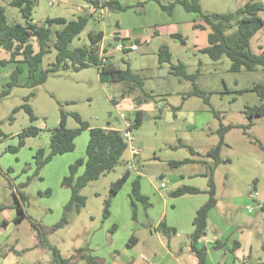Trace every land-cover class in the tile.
Returning <instances> with one entry per match:
<instances>
[{"label": "rangeland", "instance_id": "1", "mask_svg": "<svg viewBox=\"0 0 264 264\" xmlns=\"http://www.w3.org/2000/svg\"><path fill=\"white\" fill-rule=\"evenodd\" d=\"M117 1L128 8L104 11L93 8L86 0H37L34 4L32 17L39 25H43L46 18L74 19L89 7L92 16L70 46L87 44V34L91 30L103 31L101 46L110 50L108 58L122 69L129 64L132 71L142 75L144 84L142 90L137 88L122 97L123 83H103L96 65L74 70L68 61V67L50 74L43 84L35 87L25 84V71L19 78L20 83L0 98V205L14 204L16 186L18 193L25 196L26 214L22 221H13L0 234V263L53 264L50 245L63 257H71V264H87L77 255L80 248L98 257L101 264H193L195 256L189 246L190 233L184 230L185 225L189 228L190 224L188 220L184 223L183 205L168 206L167 218L179 219L181 224L178 234L170 232L167 235L153 223L162 211L161 199L153 188L149 187V204L145 206L132 196V177L112 196L110 184L130 162L129 170L134 178L139 175L140 180H150L156 187L161 181L156 177L164 173L168 190L160 189L162 195L179 200V197L168 195L174 184L169 175L205 171V163L212 162L205 154L218 142V128L222 123L233 126L224 134L220 150L222 160L213 171L217 203L208 212L203 236L206 234L204 238L211 240L222 233V240L227 243L214 249L207 244L205 264H261L264 262V209L260 208L264 204V115L246 114L247 107L260 104L259 97L249 87L263 80L261 67L255 71L233 72L226 56L212 60L200 52L199 49L207 44L210 29H194L192 24L200 17L180 4H175L168 13L157 0ZM158 1L168 4L172 0ZM247 1L250 0H200V6L205 13H224L235 11ZM0 5L5 7L9 23H23L16 7L9 5L7 0H0ZM259 15L264 17V11ZM58 28L59 24L51 26L48 41L51 49L43 56L39 69L54 61V32ZM171 33H179L180 38L171 37ZM116 35L120 37L118 41H114ZM30 41L37 50L35 38ZM120 42L125 45L136 42L138 48L111 51V46ZM162 44L171 52L169 63L158 62L157 52ZM251 44L254 52L264 47V25L253 36ZM1 56L6 57V52L2 51ZM178 61L185 64L188 73L196 74L194 83L208 102L201 96L188 94L193 90L190 79L172 73L170 65ZM15 65L14 62L0 65V91L9 81ZM32 90L34 94L28 96ZM24 103L30 106L34 120L29 119L22 107ZM16 107L18 109L13 111ZM61 109L68 114L66 127L69 129L79 127L71 112H77L90 126L120 129L125 119L133 122L136 112L142 111L141 122L129 130L130 145L138 153L132 157L127 143L119 164L82 188L85 206L79 212H70L66 225L41 237L32 221L44 228L56 223L63 211L62 193L69 192L61 185L62 162L59 159L53 157L38 175L34 174L33 155L38 148H42L44 154L49 153L50 134L59 125ZM30 128L37 133L25 136L16 152L9 151V146L18 145V134ZM82 134H88L87 130H82L78 139ZM185 145L191 146L197 155L191 156ZM186 157L197 160L177 167L167 163L169 159ZM11 169L21 176L17 179L13 175L18 174ZM27 176L29 181L19 185L18 180L26 181ZM181 181L202 189L207 187V177L200 174L185 176ZM249 190L254 196L249 195ZM107 198H110L109 215L104 218L103 206ZM247 207L251 208L250 212ZM3 218L6 215L2 210L0 221ZM231 239L241 242L237 255L231 250Z\"/></svg>", "mask_w": 264, "mask_h": 264}, {"label": "trees", "instance_id": "2", "mask_svg": "<svg viewBox=\"0 0 264 264\" xmlns=\"http://www.w3.org/2000/svg\"><path fill=\"white\" fill-rule=\"evenodd\" d=\"M37 0H7V3L16 7L23 23H9L7 21L5 7L0 5V65L14 62L16 65L10 73V79L6 82L0 91V98L9 94L12 86L18 85L19 78L25 69L27 79L25 84L31 87L43 84L50 74H53L61 68L68 67L67 62L71 63L74 70H78L89 65H96L98 68L99 80L103 83H123L124 88L121 91L123 97L127 93L143 88V77L140 73L132 71L129 64L124 69L114 64L110 57H106L104 63L100 62L99 54L104 33L101 30H91L87 34L88 43L82 46L71 47L72 41L83 31L88 19L92 16V11H86L79 14L74 19L67 20L64 17L46 18L43 25L34 22L32 11ZM92 4L95 9L103 8L107 11H123L128 8L127 5L121 4L117 0H86ZM160 7L168 13L172 12L175 4H180L186 11H193L200 17L198 21L194 20L192 27L194 29L204 30L206 27L210 29L207 33V44L199 49L200 52L207 54L212 60H219L222 56L230 59V71L239 72L241 70L255 71L261 67L263 80L254 82L249 89L254 91L259 97L260 104L247 107V115L262 116L264 115V47L260 52H254L251 40L253 36L264 25V17L259 15L260 11H264V0H250L245 2L235 11L224 13H205L202 12L200 0H172L168 4L159 2ZM59 24L60 28L54 32L55 38L53 48L55 49V58L46 68L39 69L43 56L50 51L48 41L52 33L51 26ZM171 37L180 38L179 33H171ZM34 37L38 49L34 48L30 41ZM136 41V40H135ZM106 51V48H104ZM6 52L7 56L2 57L1 52ZM127 50H125L126 52ZM158 62L160 64L171 62V52L166 44H162L157 52ZM171 71L178 77L190 79L193 82V90L189 95H197L203 97L208 102L203 91L194 83L195 73H188L185 64L181 61L170 65ZM34 91L30 92L33 95ZM26 96V97H28ZM149 96L146 95V98ZM139 103L140 98H136ZM29 115L30 120H34L35 116L26 103L22 105ZM16 107L13 111L17 110ZM142 111L138 110L131 126H137L142 119ZM68 114L60 110L59 125L51 132L49 140V153L44 154L42 148H38L33 155L34 158V174L38 175L39 170L49 162L53 156L70 152L75 148V138L84 129L88 131V141L85 148V156L77 158L69 164L67 174L61 179V185L70 190V197L63 206L60 219L50 227H42L40 224L32 221V225L37 229L39 236L55 231L68 223V215L70 212H79L86 204V197L81 193L90 181L98 179L101 175L114 169L119 164L122 154L127 148V142L124 140L121 131L113 127L90 126L87 121L83 120L77 112H71L79 127L69 129L66 127V116ZM233 125L219 124L218 142L211 147L205 154L212 159L211 163L206 164V170L203 176L207 177V187L200 189L198 187L183 184L172 188L168 191L171 197H180L183 195H195L205 193L207 199L197 210L192 220L193 230L189 234V246L191 252L196 258L195 264H205L206 250L205 247H198V240L204 235L207 225L208 212L217 203L216 185L213 178L215 167L221 162L220 150L224 144V134ZM131 128V127H130ZM37 131L33 128L25 129L18 134L19 140L17 146H9L8 150L16 152L18 147L22 146L23 139L27 135H34ZM1 136V132H0ZM193 154L194 150L191 146H187ZM189 158L182 160H169L167 163L170 167H177L181 164L189 162ZM204 163V161H201ZM80 169L82 171L80 172ZM8 170V169H7ZM130 170L126 168L123 173L110 184V196L116 194L124 182L130 177ZM29 181V177L24 185ZM140 176L137 175L131 182V193L135 200L141 201L145 206L149 203L147 198L140 193ZM14 204L15 210L13 221L15 223L22 221L25 217L23 207V199L25 196L18 193L17 187L14 186ZM49 192V191H47ZM264 203V200H263ZM110 198L104 200L103 217L109 215ZM134 211V202H132ZM5 206L0 205V210ZM264 209V204L261 205ZM6 221H0V226L4 227ZM163 233L169 235L174 230L168 227L163 220L157 225ZM40 237V238H41ZM133 237L130 238L128 245ZM41 240V239H40ZM44 243V240H43ZM52 253L53 264H71V257H63L57 248L49 245ZM83 248L78 250L77 255L84 259L87 264H101L99 258L84 252ZM233 250V249H232Z\"/></svg>", "mask_w": 264, "mask_h": 264}, {"label": "crops", "instance_id": "3", "mask_svg": "<svg viewBox=\"0 0 264 264\" xmlns=\"http://www.w3.org/2000/svg\"><path fill=\"white\" fill-rule=\"evenodd\" d=\"M25 71L26 70L24 69L23 72H22V74ZM78 137L79 136L77 135V137L75 138V148H74V150H72L70 152H66V153H63V154H59V155L53 156L55 159H59L62 162V170H61L62 176H64L65 174H67V172L66 173H64V172L68 170L69 164H71L72 162H74L77 158H80V157H84L85 156V148H86V144H87V141H88V137L89 136H88V134H82L81 135V138L78 139ZM77 145H79V148H77ZM82 147L84 148V152L83 153H81V148ZM195 153L196 152L194 151V153L191 154V156L197 155ZM186 158H189L190 159V161L187 162V163H191V162H194V161L197 160L194 157L193 158L192 157H186ZM169 160H176V159H169ZM201 161H203V160H201ZM6 167L8 169L12 168L10 165H6ZM11 170L13 171V173L18 174V175H13V173H12V175L13 176H16L17 179H18L19 176H21V175H19V173L17 172V170H16V172L13 169H11ZM81 171H82V169H80V172ZM204 172L205 171L199 172V173L198 172H194V173H187V174H170L169 176L172 178V181L174 182L172 188H175L177 186H180V185L185 184V183H182L183 181H181V180H184L185 176L191 177V176H194L195 174L203 175ZM28 177L29 176H27L26 178H28ZM130 177H132L131 179H134V177H133L132 174H131ZM156 179L165 180V182H166V175L164 173H159V176L156 177ZM18 182L20 184V183L25 182V181L24 180H21V181L18 180ZM139 183H140V193H141L142 196H144L146 198H150V195H149L150 194V191H151L150 188L151 189L153 188V190L158 193L157 194L158 197L161 199L162 211L158 215L157 219H155V221L153 222L154 225L155 224L158 225V223L160 222V220H163L168 227H170V228H172L174 230V233L175 234H178L177 232H178V230L180 228L181 221L179 219H176V218H173V217L168 219L167 218V210H168V206L169 205L170 206H175V207L180 206V205H183V208H184L183 209V213H184V223H185V221L188 220V222L190 224L189 228H187V226L185 225L184 230L185 231H188L189 233L192 232V230H193L192 220H193V217H194V215L196 213V210L203 203H205V201L207 199V195L205 193H203V194L200 193V194H195V195H183V196H181V197L178 198L179 200H170V199L165 198L162 195L161 190H160V189L166 190L167 189V184H166V186L164 188H161L160 187V184H159V187H156L152 183V181H150V180H147V181L140 180ZM187 185H190V184H187ZM192 186H194V185H192ZM195 187H198V186H195ZM198 188H200V187H198ZM170 189L171 188H169V190ZM200 189H202V188H200ZM69 197H70V190H69V192L67 190H65L62 193V199L60 201V203L62 204V206H64V204L68 201ZM260 208H261V206H260ZM2 210L5 212V215H6V218H3L6 221V225L4 227H1L0 226V234L3 232V230H5L7 227H9V225L13 222V218H14V216L16 214L14 208L12 207V205L11 206H8V207H4ZM2 210H0V211H2ZM205 236H206V234H205ZM205 236H202L198 240L197 246L198 247H201V246L205 247L206 254H207V250H208L207 249V244H211L210 246L212 247V249H214V247H218V246H222L223 247L227 243L226 240L225 241L222 240V237H223V234L222 233L219 236H217V237L214 236V238L211 239V240H208L207 238H204ZM241 247L242 246H241V242H240L239 239H231V250L233 249V252H234L235 255H237L239 253V251L241 250ZM167 252H169V251H167ZM195 263H196V258H195V262L193 264H195ZM0 264H3V263L1 262ZM261 264H264V262H262Z\"/></svg>", "mask_w": 264, "mask_h": 264}, {"label": "built area", "instance_id": "4", "mask_svg": "<svg viewBox=\"0 0 264 264\" xmlns=\"http://www.w3.org/2000/svg\"><path fill=\"white\" fill-rule=\"evenodd\" d=\"M87 10L90 11L89 10V7H88ZM100 10H104L105 11V9H103V8H100ZM137 48H138V46H137V43L136 42L130 43L129 45H125L123 42H120V43H115L113 46H111V51H121V52H124L125 50H131V51H133V50H137ZM109 52H110V50H107L106 49V51H105L104 48H103V46H101L100 54H99V58H100V62L101 63H104L106 61V57H107V55H108ZM120 117L121 118H124V115L122 113H120ZM131 124H132V122H130L129 120L125 119L124 126L119 129L121 131V134H122L124 140L129 145L132 142L131 134L129 132L130 127H131ZM130 151H131V156L132 157H134L138 153V151L134 147H132V145H130ZM130 165H131V163L130 162H127L128 168L130 167ZM165 186H166L165 180H161L160 187L161 188H164ZM250 190L248 191L249 195L254 196V194ZM247 210H248V212H250L251 211V208L250 207H247Z\"/></svg>", "mask_w": 264, "mask_h": 264}, {"label": "water", "instance_id": "5", "mask_svg": "<svg viewBox=\"0 0 264 264\" xmlns=\"http://www.w3.org/2000/svg\"><path fill=\"white\" fill-rule=\"evenodd\" d=\"M120 39V37L118 36V35H116L115 37H114V41H118Z\"/></svg>", "mask_w": 264, "mask_h": 264}]
</instances>
